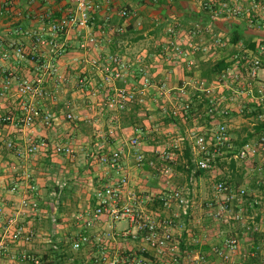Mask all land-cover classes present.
<instances>
[{"label": "crops", "instance_id": "1", "mask_svg": "<svg viewBox=\"0 0 264 264\" xmlns=\"http://www.w3.org/2000/svg\"><path fill=\"white\" fill-rule=\"evenodd\" d=\"M5 1L0 0V40L6 43L21 40L28 44V39L12 32L14 27L28 28L36 24L30 20L33 16L47 12L60 17L68 8V5L50 0H38L33 4H29L28 0H16L15 5L8 11L4 8ZM206 1L109 0L103 10L95 15L92 23V32L101 41L99 49L90 50L85 55L78 47L80 37L74 33L68 36L67 53L59 61L64 82L61 83L56 98L45 99L38 104L39 113L33 127L15 128L11 124L0 123V264H26L14 259L22 252L36 257L42 264H97L95 261L100 258L102 251L109 258H116L117 264H131V259L140 255L147 259V264L168 263V256L156 257L155 250L142 240L135 224L127 221L112 223L106 215L101 217V221L94 228L86 230L91 239L90 243L82 245L79 249H73L72 243L77 239V235L85 230L83 220L77 219L76 215L85 209L95 208L96 190L109 184L110 180L116 177L113 171H109L99 162L101 153H110L116 148L128 150L126 151L128 156L123 159L122 164L130 177L129 187L143 198L152 197L175 187L170 181V176L159 175L157 169H152L147 164L137 167L133 157L134 149L128 148L127 142L138 136L141 143L140 150L146 159H154L161 163L157 151L168 147L170 140L174 142L173 138L185 135L190 126L196 124L206 131L211 127L212 121H221L224 118L211 119L200 116L196 123H185L179 119L171 121L168 117L162 116L158 103L154 101H149L146 106L132 104L122 112H109L103 102L105 92L102 90L107 83L103 75L89 66L86 60L92 56L118 55L130 62L132 73L123 80L115 82L119 87L138 84V67L145 68L155 82L166 78L173 87L185 85L190 76L202 77V67L212 66L219 54L213 56V59H201L199 55H194L197 70L193 72H188L183 63L162 60L161 55L169 37L166 32L169 25L179 22L184 27H188L196 21L205 23L208 20V14L202 8V3ZM123 8L131 12L127 19L117 15V12ZM108 15L110 21L106 24L104 19ZM244 23L243 20L220 18L215 22V31L229 35L234 30L239 31L243 38L237 45L249 49L251 45L255 47L259 42H264V27L246 28ZM119 27H123V33L116 31ZM234 51L235 49L229 47L222 49L221 58L227 60ZM0 64L17 69L22 77L32 75V66L29 63L11 61ZM80 77L90 81V86L84 90H79L75 86V82ZM214 77L215 75L210 79ZM258 78L259 82L264 83V58ZM90 90H96V95H88ZM224 93L227 94L226 91ZM247 103L249 106L253 104L248 101ZM3 105L5 106L3 111L16 108V103L12 99L5 101ZM221 105L224 106L226 103L223 102ZM227 105L230 107V114L234 116L239 114L238 105L233 102ZM201 110L198 105L196 115L201 113ZM46 112L52 115L50 126H46L43 122ZM67 113H71L73 119H67ZM227 121L231 122L229 126L236 144L239 145L250 138L248 137L250 130L244 133L240 130L236 131L234 128L237 126L233 120L229 118ZM136 127L141 133L135 132ZM108 128L112 133L109 134ZM34 139H45L51 144H66L73 152L55 154L48 148L28 154L26 147ZM8 141H13L16 147L8 149L6 147ZM184 143V148L178 149L185 151L188 173L193 171L188 159L194 162L195 155L189 142L185 140ZM243 163L246 167L240 171V178L245 185L253 189L251 196L263 199L264 183L261 182L260 177L264 173V162L255 158ZM193 164L195 166V163ZM196 173L199 174V178L204 173L212 175L211 172L199 169H196ZM27 174L31 175L32 181L26 179ZM29 182L37 188L36 197L39 203L37 211L21 209L18 206ZM14 185L20 187L19 191L11 190ZM42 206L45 208L43 209ZM156 206L162 209L158 201L144 200L141 204V208L149 213H155L152 210ZM166 211L162 210L167 214ZM4 212L9 217L4 216ZM256 216L257 220L264 219L262 212H258ZM181 218L188 223L179 222L174 230V238L179 243L181 255L176 264H197L191 260L199 254L209 256L206 258V264L215 262L211 253L212 244L191 241L201 235L200 230L197 229V220L190 214ZM10 219H14L17 224L7 230ZM17 225L33 231L34 237L31 242H14L11 239V232ZM126 229L138 235L137 238L120 236V232ZM259 230L250 235L253 251L256 243L264 239V228ZM259 256H251L250 253L248 256L237 255L234 257V262L252 264L259 262Z\"/></svg>", "mask_w": 264, "mask_h": 264}, {"label": "built area", "instance_id": "2", "mask_svg": "<svg viewBox=\"0 0 264 264\" xmlns=\"http://www.w3.org/2000/svg\"><path fill=\"white\" fill-rule=\"evenodd\" d=\"M38 0H28L33 4ZM68 5L65 13L60 17L54 16L52 12L33 16L30 20L36 23L28 28L19 26L12 31L15 35L28 39V44L19 41L5 42L0 40V62L7 63L15 61L17 63H29L32 66V75L22 77L17 69L8 68L0 64V123L11 124L15 128H30L36 122L39 113L38 104L45 99L54 100L60 91L64 77L60 71V59L67 53L68 36L71 33L80 37L78 47L84 54L90 50H97L101 46L100 39L92 32V23L95 15H98L109 0H50ZM16 0H6L4 8L8 11L14 6ZM202 8L208 14V20L203 23L196 21L188 27L175 22L167 27L168 40L162 48L161 59L172 61L173 63H183L188 72L197 70L194 55H199L201 59H213L218 55L221 58V50L224 48L235 49L225 62L227 66L222 69L213 79L201 76H190L185 85L173 87L166 78L157 82L153 76L143 68H137L138 84L130 87H119L116 81H121L132 72V64L118 55H108L107 57L92 56L86 63L99 71L107 85L102 89L104 93L103 102L109 112H122L132 104L146 106L148 101L158 102L160 113L163 117L179 119L186 122H195L200 116L215 119L223 117L224 120L212 121L211 127L204 131L198 125L187 128L185 135L179 137L178 141L172 142L168 147L157 151L158 159H146L140 150V140L138 136L131 138L127 142V147L134 149V159L137 167L147 164L152 169H157L165 176H169L170 168L166 165L172 162L175 150H179L180 141L187 140L194 151V163L197 169L211 172L214 177L219 174L214 164L218 155H229L230 160L240 162L251 159H260L264 162V134L255 133L254 125L257 120H264V83L259 82L258 73L264 58V42L256 44L254 49L245 48L242 45L234 44L229 34L215 31L217 19L243 20L247 27H264V0H207L202 3ZM130 11L123 8L117 12L122 19L130 16ZM108 24L110 16L104 19ZM118 33H123V27L116 29ZM111 84V85H110ZM79 90H84L90 86V81L85 78H78L75 84ZM110 88H107V87ZM91 89V88H89ZM111 89V90H109ZM230 90L232 93L241 95L246 102H253L261 112L252 115V129L250 138L241 144L234 141L230 126L226 123L230 116V103L232 97H225L223 92ZM220 92V94H216ZM96 90H90L88 95H96ZM12 99L16 103L15 110L3 111V103ZM230 100V102L228 101ZM251 99V100H250ZM225 102L226 105L221 104ZM200 105L201 113H197V106ZM238 113H243L244 106L238 105ZM246 112H251L250 107ZM67 119H73L71 113L66 114ZM52 115L45 113L43 122L50 126ZM111 130V129H110ZM109 130V131H110ZM135 132L141 133L136 127ZM112 131L109 132V134ZM8 149H13L16 144L13 141L6 143ZM50 148L55 154H72L69 145L59 143H49L45 139H34L26 147V153L33 154L40 149ZM181 148V147H180ZM128 151V150H126ZM123 148H116L110 153H101L99 162L115 173L109 184L96 190V206L93 209H85L76 215L77 219L83 220L85 230L77 235V239L72 243L73 249H79L82 245L89 244L91 239L86 232L92 229L101 221V217L106 215L112 223L127 221L135 224L142 240L155 250L156 257L168 256V263L176 264L179 261V243L174 238V230L178 220L188 215L187 200L182 196L179 188H172L168 191L160 192L152 197H141L129 187L130 177L123 167V159L128 156ZM27 180H31V175H26ZM264 183V173L260 177ZM216 193L226 195L225 203L231 202L233 196L230 184L226 180H216L214 184ZM20 187L14 185L11 190L19 191ZM247 194L245 186L236 189V195L244 197ZM37 188L32 183H27L25 195L19 200V208L37 211L39 209ZM125 195V197H124ZM144 200L152 202L158 201L163 210L170 211L174 205L181 208V211L165 214L164 212L149 213L141 208ZM258 203V200H254ZM224 207L221 206V210ZM1 212V208H0ZM220 214V212L218 213ZM237 219L240 215L236 216ZM17 224L14 219H10L7 230ZM120 236H133L129 229L120 232ZM32 230L24 229L17 225L11 232V239L14 242L23 241L29 243L33 240ZM239 247L236 236L224 238L220 247L213 246L212 252L217 260L210 264H236L233 256ZM264 254V244L257 247V252L253 251L251 256ZM17 261L26 264H42L36 257L22 252L16 258ZM192 259V257H190ZM197 264H206L207 259L199 254L191 260ZM97 264H117L116 258H109L103 251ZM131 264H147V259L142 255L133 257ZM264 264V260L259 263Z\"/></svg>", "mask_w": 264, "mask_h": 264}, {"label": "rangeland", "instance_id": "3", "mask_svg": "<svg viewBox=\"0 0 264 264\" xmlns=\"http://www.w3.org/2000/svg\"><path fill=\"white\" fill-rule=\"evenodd\" d=\"M245 27L248 28L246 24ZM254 28L258 29L260 27ZM217 61L219 60H217L216 58L213 63ZM208 67L209 66L207 65L206 67L202 68L208 69ZM225 91L227 92V94L223 92L224 96L227 98L231 96V102L235 103L236 105L244 106V112L238 114L240 116H234L232 114H230L229 116V118L233 120L235 126H237V128H234V130H240L242 133L246 132L247 130H251L253 127L252 122L254 121L251 118L253 114H251V112H246L248 109L250 111L251 106L248 105L246 99H244L241 95L232 93L230 90ZM216 94L219 95L220 92H216ZM149 101H152V98ZM228 101L230 102L229 99ZM155 103L158 102L155 101ZM236 121H238V123H236ZM226 123L229 125L231 122L227 121ZM107 130L109 132L110 128H108ZM178 139L179 138L177 137L176 139L173 138V140H175L176 142L178 141ZM184 146V141H180L181 150L184 148ZM174 153V160L172 162L166 163V165L170 168V181L172 182L175 188L177 187L181 189L182 196L184 197V199L187 200L188 215L190 214L193 219L197 220V229L200 230L199 232L201 234L191 240L192 243H201V241H203L212 244L211 247H220L224 238L236 236L238 239L239 247L237 253L233 256V259H235L234 257L237 255L243 256L245 254L248 256L249 253L251 255V253L253 252V249L251 248L253 247L252 238L250 235L256 231H260L259 229L264 228V219H256V214L258 212H262V214L264 215V198L261 199L256 198L253 195L251 196L250 194L252 193L253 189L245 185L243 179L240 178V171H242L246 167L244 164L245 162L243 163L237 160H230L229 155H218L215 158L214 164L216 166V169L219 171V174L214 177L209 173H204L199 178V174L196 173V165L192 166L193 171H189L187 173L186 170L188 169L186 167L187 162L185 151L175 150ZM159 175L163 176L164 174L159 172ZM220 179L226 180L230 184L231 192L229 196H233L231 202L225 203L224 201L226 195L216 193L215 191L214 184L216 180ZM239 186L246 187V196L239 197L236 195V189ZM254 200H258V203H255ZM221 206L224 207L223 210H221ZM42 207L43 209L45 208V206ZM162 210L163 209H160L159 206H156L152 211L159 212ZM171 210L173 212H176L181 211V208H178L176 205H174ZM172 211H166V213L169 214ZM219 212L220 214H218ZM237 215H240L239 219L236 218ZM4 216L9 217V215H7L6 213L4 214ZM20 216H23V214H20ZM184 220L180 218L178 220V224L179 222L188 223L187 220ZM261 224L263 225L262 227ZM263 244L264 239L260 240L258 246H261ZM243 246L244 249L242 250ZM211 253L213 259L217 260V257L213 254L212 250ZM205 257L207 258L209 256L206 255ZM262 260H264V254H260L258 259L259 262Z\"/></svg>", "mask_w": 264, "mask_h": 264}, {"label": "trees", "instance_id": "4", "mask_svg": "<svg viewBox=\"0 0 264 264\" xmlns=\"http://www.w3.org/2000/svg\"><path fill=\"white\" fill-rule=\"evenodd\" d=\"M231 41L234 43V44H237L242 37L241 33L237 30H234L233 33H231ZM250 47V46H249ZM251 49H254L255 47L253 45H251L250 47ZM227 66V63L225 62V59H221L215 63L212 64V66H209L208 69H204L202 70V77L204 78H207V79H210L213 75H217V73H219L222 69H224L225 67ZM211 76V77H210ZM251 108H252V113L253 115H257L258 112H261L260 109L255 105V104H252L250 105ZM171 121H174L175 119L174 118H169ZM174 119V120H173ZM254 128H255V133L257 134H264V120H257L256 124L254 125ZM252 136V134L248 135V137ZM244 143V141L242 142ZM188 163L190 164L191 168L192 166L194 165L191 161V159L189 158L188 159ZM183 218L186 217V215L182 216ZM255 233V232H254ZM256 247H254V251L257 252V247H258V244L259 243H256ZM181 246L183 248V243H181Z\"/></svg>", "mask_w": 264, "mask_h": 264}]
</instances>
